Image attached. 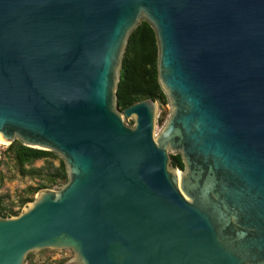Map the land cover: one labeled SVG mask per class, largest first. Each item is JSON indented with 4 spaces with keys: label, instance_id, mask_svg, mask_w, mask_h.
I'll list each match as a JSON object with an SVG mask.
<instances>
[{
    "label": "water",
    "instance_id": "water-1",
    "mask_svg": "<svg viewBox=\"0 0 264 264\" xmlns=\"http://www.w3.org/2000/svg\"><path fill=\"white\" fill-rule=\"evenodd\" d=\"M143 20L170 109L157 136L156 102L115 95ZM0 140L69 178L0 215V264H264V0H0Z\"/></svg>",
    "mask_w": 264,
    "mask_h": 264
},
{
    "label": "trees",
    "instance_id": "trees-1",
    "mask_svg": "<svg viewBox=\"0 0 264 264\" xmlns=\"http://www.w3.org/2000/svg\"><path fill=\"white\" fill-rule=\"evenodd\" d=\"M159 46L156 32L151 24L143 20L129 35L122 56L119 82L116 89L118 109H125L146 100H152L159 107L168 105L159 82L158 61ZM134 126V122H127ZM171 166L183 171L185 165L180 154L171 155ZM42 162L38 167L36 164ZM11 166L16 176L30 179L34 186H27L17 202L5 203L0 197V215L5 218L16 217L23 209L35 200L36 195L43 189H61L69 181L64 160L57 154L24 146L20 141L3 148L0 161V183L5 181L2 174L4 165ZM31 261V256L27 258ZM66 261L59 262L64 264ZM29 264H34L30 262Z\"/></svg>",
    "mask_w": 264,
    "mask_h": 264
},
{
    "label": "rangeland",
    "instance_id": "rangeland-1",
    "mask_svg": "<svg viewBox=\"0 0 264 264\" xmlns=\"http://www.w3.org/2000/svg\"><path fill=\"white\" fill-rule=\"evenodd\" d=\"M170 116L169 104L165 107H159L158 113L156 117V125H155V135L157 136L162 128L167 123ZM127 122H133L132 120H126ZM7 147L6 145H0V161L3 157V148ZM43 163L38 162L36 166L40 167ZM2 174L5 177V181L0 183V197H4L5 203L9 204L12 202H17L18 197L23 194V191L27 188V186H34L35 182L30 179H22L19 176H16L14 170H12L11 166L4 165L2 167ZM31 261L26 260L25 264H29L30 262L34 264H58L62 261H68L72 258L73 253L71 250H44L37 253H31Z\"/></svg>",
    "mask_w": 264,
    "mask_h": 264
},
{
    "label": "bare ground",
    "instance_id": "bare-ground-1",
    "mask_svg": "<svg viewBox=\"0 0 264 264\" xmlns=\"http://www.w3.org/2000/svg\"><path fill=\"white\" fill-rule=\"evenodd\" d=\"M0 145H7V143H4L0 140Z\"/></svg>",
    "mask_w": 264,
    "mask_h": 264
}]
</instances>
